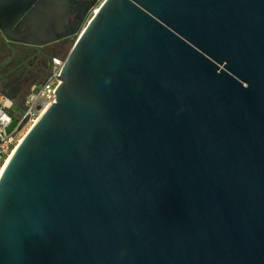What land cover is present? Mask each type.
Wrapping results in <instances>:
<instances>
[{
    "label": "water",
    "instance_id": "water-1",
    "mask_svg": "<svg viewBox=\"0 0 264 264\" xmlns=\"http://www.w3.org/2000/svg\"><path fill=\"white\" fill-rule=\"evenodd\" d=\"M94 2L0 0V54L72 43L0 264H264V0H104L75 37Z\"/></svg>",
    "mask_w": 264,
    "mask_h": 264
},
{
    "label": "built area",
    "instance_id": "built-area-1",
    "mask_svg": "<svg viewBox=\"0 0 264 264\" xmlns=\"http://www.w3.org/2000/svg\"><path fill=\"white\" fill-rule=\"evenodd\" d=\"M100 5L94 3L88 10L82 22V27L75 37H78L86 24L94 17ZM64 58L60 55L50 57L44 81L39 86L32 87L23 109H14L13 102L0 92V176L22 141L25 128L33 121H37L49 105L55 102V92L60 83L56 77L60 75ZM13 119H16V123L8 131L7 129Z\"/></svg>",
    "mask_w": 264,
    "mask_h": 264
},
{
    "label": "flooded vegetation",
    "instance_id": "flooded-vegetation-1",
    "mask_svg": "<svg viewBox=\"0 0 264 264\" xmlns=\"http://www.w3.org/2000/svg\"><path fill=\"white\" fill-rule=\"evenodd\" d=\"M68 44L59 41L47 46H30L6 41L9 49L0 54V92L13 102L14 109L24 108L32 87L45 79L50 57L62 55Z\"/></svg>",
    "mask_w": 264,
    "mask_h": 264
},
{
    "label": "rangeland",
    "instance_id": "rangeland-1",
    "mask_svg": "<svg viewBox=\"0 0 264 264\" xmlns=\"http://www.w3.org/2000/svg\"><path fill=\"white\" fill-rule=\"evenodd\" d=\"M103 2V0H95V2L94 3H97L98 5H100L101 3ZM81 27H82V24H81ZM80 27V28H81ZM71 46H72V43H70L69 42V44H68V46L65 48V51L62 53V55H60V56H66L67 55V53H68V51H69V49L71 48ZM44 81V80H43ZM42 81V82H43ZM39 86V85H38ZM25 133V130L23 131V134Z\"/></svg>",
    "mask_w": 264,
    "mask_h": 264
},
{
    "label": "bare ground",
    "instance_id": "bare-ground-1",
    "mask_svg": "<svg viewBox=\"0 0 264 264\" xmlns=\"http://www.w3.org/2000/svg\"><path fill=\"white\" fill-rule=\"evenodd\" d=\"M98 11V10H97ZM36 122V120L35 121H33V123H30L26 128H25V133L23 134V137L25 136V134L29 131V129L33 126V124ZM22 137V138H23Z\"/></svg>",
    "mask_w": 264,
    "mask_h": 264
}]
</instances>
